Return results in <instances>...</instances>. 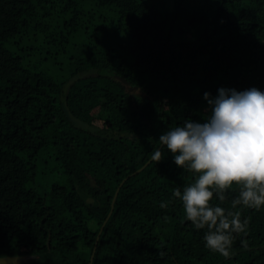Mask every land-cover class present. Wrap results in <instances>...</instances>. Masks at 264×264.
Instances as JSON below:
<instances>
[{
	"label": "trees",
	"instance_id": "obj_1",
	"mask_svg": "<svg viewBox=\"0 0 264 264\" xmlns=\"http://www.w3.org/2000/svg\"><path fill=\"white\" fill-rule=\"evenodd\" d=\"M222 87L264 91V0H0V256L264 264V206L232 209L236 185L214 194L248 230L230 259L210 252L173 195L194 177L159 149L166 130L207 122L204 93ZM42 167L59 175L47 190Z\"/></svg>",
	"mask_w": 264,
	"mask_h": 264
},
{
	"label": "clouds",
	"instance_id": "obj_2",
	"mask_svg": "<svg viewBox=\"0 0 264 264\" xmlns=\"http://www.w3.org/2000/svg\"><path fill=\"white\" fill-rule=\"evenodd\" d=\"M204 98L210 110L207 122L185 120L161 134L159 144L194 177L183 192L177 188L173 193L182 201L186 219L195 229H206L204 246L210 252L230 259L237 237L247 234L248 220L210 202L214 194L224 202L225 192L236 185L239 195L232 209L242 205L259 211L264 206V91L222 87L215 98L208 92ZM162 158V151L155 150L153 162ZM241 246L246 249L247 242L241 240Z\"/></svg>",
	"mask_w": 264,
	"mask_h": 264
},
{
	"label": "water",
	"instance_id": "obj_3",
	"mask_svg": "<svg viewBox=\"0 0 264 264\" xmlns=\"http://www.w3.org/2000/svg\"><path fill=\"white\" fill-rule=\"evenodd\" d=\"M67 115L69 117V119L71 121H73V123L78 126V127H84V128H87L89 130H91L92 132L96 133V134H99V135H109V131L104 129V128H101L100 126H97V125H94V124H90L80 118H78L77 116H75L73 113H71L70 111H67ZM162 147V144L160 145L159 149ZM158 149V150H159ZM152 159V158H151ZM151 159L146 163L148 164ZM145 164V165H146ZM144 165V166H145ZM143 166V167H144ZM143 167L139 168L137 170L140 171ZM124 181V180H123ZM123 181L121 182V184L118 186L117 190H116V193L114 195V198H113V202H112V208H111V211L109 212L107 218L105 219L104 223L102 224L101 226V229H100V232L97 236V240H96V244L98 243V240H99V237H100V234H101V231L103 230L104 228V225L106 224L108 218L110 217L112 211H113V208H114V203H115V200H116V197L118 195V192H119V189L123 183ZM48 244H50V237H49V240H48ZM95 250H96V246L93 250V253H92V256H91V264H92V261H93V258H94V253H95ZM22 259V256H19V255H7V256H0V264H8V263H11V262H18Z\"/></svg>",
	"mask_w": 264,
	"mask_h": 264
},
{
	"label": "rangeland",
	"instance_id": "obj_4",
	"mask_svg": "<svg viewBox=\"0 0 264 264\" xmlns=\"http://www.w3.org/2000/svg\"><path fill=\"white\" fill-rule=\"evenodd\" d=\"M42 171H45L44 176L42 181H40V183H42V187L45 188V190L48 189L47 185H49V182H51L52 180H55L57 178H59L56 173L54 172H50L49 167H42Z\"/></svg>",
	"mask_w": 264,
	"mask_h": 264
}]
</instances>
